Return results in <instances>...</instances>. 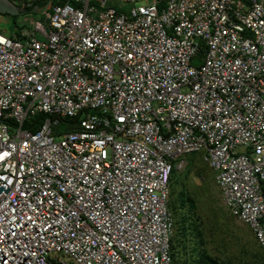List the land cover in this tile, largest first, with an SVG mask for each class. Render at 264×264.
I'll return each mask as SVG.
<instances>
[{"label":"built area","instance_id":"built-area-1","mask_svg":"<svg viewBox=\"0 0 264 264\" xmlns=\"http://www.w3.org/2000/svg\"><path fill=\"white\" fill-rule=\"evenodd\" d=\"M117 1L0 28V264H174L192 153L264 248V0Z\"/></svg>","mask_w":264,"mask_h":264},{"label":"rangeland","instance_id":"rangeland-1","mask_svg":"<svg viewBox=\"0 0 264 264\" xmlns=\"http://www.w3.org/2000/svg\"><path fill=\"white\" fill-rule=\"evenodd\" d=\"M108 3L117 8L131 5L117 0ZM25 19L30 25L32 19L44 22L43 14L38 12L19 15L16 22L11 16L0 14V28L8 34L19 32ZM194 60L192 62L197 64L198 58ZM185 159L186 167L174 172L170 186V209L176 222L173 240L176 259L185 263V257H188L185 252L190 254L195 248L207 250L220 264H264V248L250 228L234 218L224 206L214 173L203 161L201 153L188 154ZM182 190L193 199L194 210L179 205ZM187 263L193 264L190 260Z\"/></svg>","mask_w":264,"mask_h":264},{"label":"trees","instance_id":"trees-1","mask_svg":"<svg viewBox=\"0 0 264 264\" xmlns=\"http://www.w3.org/2000/svg\"><path fill=\"white\" fill-rule=\"evenodd\" d=\"M16 1V0H15ZM17 1H24V2H30L31 4L29 6H25L23 9L25 10L24 14H31L34 13L32 12V10L37 6V8L39 9H44V7L48 4L51 3L52 1L55 0H17ZM17 4V6H20L19 3H15ZM48 10V9H47ZM8 15V14H5ZM11 16V15H8ZM11 18L14 20V22L17 21L18 15L15 16H11ZM43 121V116L42 115H36L34 117L29 118L28 120H26L23 123V127L24 128H28V129H35L36 127V123L40 125V123ZM76 123V117L70 118V117H64L60 119V123L59 125L54 128L55 132H61V131H65V130H72L74 128V124ZM177 171L175 169H173L172 171V175H171V182H170V186L172 183V178H173V174L174 172ZM183 192H180V198H179V205L180 206H188V208H190L191 210H194L195 208V203L193 201V199H191L190 197L187 196L186 192L184 190H182ZM170 200V199H169ZM169 207H170V201H169ZM172 209V208H171ZM174 211V210H173ZM173 214V212H172ZM174 217V216H173ZM174 228H176V222L174 219ZM196 228V227H195ZM175 231L173 230V235L171 238V251H172V257H173V262L174 264H181L175 257L174 255V251H175V247L173 246V240H174V233ZM185 234V232H183ZM200 243H202V241H200ZM185 247L183 249H186V246H182ZM185 255L188 257H185V263L183 264H188L187 260H190L191 262H193V264H220L218 259L212 257L209 252L205 249L202 250H196L195 248H193L189 252H185ZM199 256H201V258H198Z\"/></svg>","mask_w":264,"mask_h":264},{"label":"water","instance_id":"water-1","mask_svg":"<svg viewBox=\"0 0 264 264\" xmlns=\"http://www.w3.org/2000/svg\"><path fill=\"white\" fill-rule=\"evenodd\" d=\"M32 12H39L37 10V6L32 10ZM25 13V10L17 6L15 3H13L11 0H2L0 2V14L5 15H22ZM9 188H7L3 183L0 185V193L4 191L5 193L8 191Z\"/></svg>","mask_w":264,"mask_h":264},{"label":"snow or ice","instance_id":"snow-or-ice-1","mask_svg":"<svg viewBox=\"0 0 264 264\" xmlns=\"http://www.w3.org/2000/svg\"><path fill=\"white\" fill-rule=\"evenodd\" d=\"M0 2H2V0H0ZM0 42H3L2 40H0ZM121 120H123V116L120 117ZM102 143V142H101ZM11 153L10 152H7V151H3V150H0V161L4 160L6 157L10 156ZM97 167H99V165H97ZM0 179H4V178H0ZM8 183H12V181H8ZM45 196L47 195V193L44 194ZM37 205L38 206H42L43 205V201L42 200H37ZM39 210V207H37V211ZM71 215H75V213H71ZM28 220H31L32 218L31 217H27ZM85 230H86V225L84 226ZM74 235V234H73ZM106 239V237H105Z\"/></svg>","mask_w":264,"mask_h":264}]
</instances>
